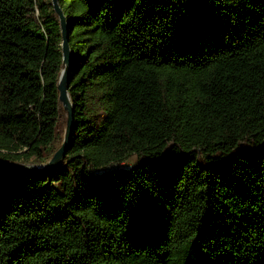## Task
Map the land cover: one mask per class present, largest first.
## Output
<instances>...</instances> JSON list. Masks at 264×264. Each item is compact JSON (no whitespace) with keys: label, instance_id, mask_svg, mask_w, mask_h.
I'll return each mask as SVG.
<instances>
[{"label":"trees","instance_id":"trees-1","mask_svg":"<svg viewBox=\"0 0 264 264\" xmlns=\"http://www.w3.org/2000/svg\"><path fill=\"white\" fill-rule=\"evenodd\" d=\"M59 5L73 140L0 167V264H264V0ZM62 42L50 0H0V161L56 152Z\"/></svg>","mask_w":264,"mask_h":264},{"label":"water","instance_id":"water-1","mask_svg":"<svg viewBox=\"0 0 264 264\" xmlns=\"http://www.w3.org/2000/svg\"><path fill=\"white\" fill-rule=\"evenodd\" d=\"M53 4L54 11L60 18L61 31H62V49H63V59H64V69L61 74L59 82V91H60V101L64 106V109L67 113V125L64 136V141L61 147L54 153L52 159L45 164H25V163H16L9 161H0V167L22 170L31 173L32 175L47 173L50 170H55L59 167L67 155V152L70 148V145L73 140L74 132V116H73V105L71 103L68 89L70 83V73L73 64L71 48L68 39V26L67 19L64 15L63 10L59 5V0H51Z\"/></svg>","mask_w":264,"mask_h":264},{"label":"rangeland","instance_id":"rangeland-1","mask_svg":"<svg viewBox=\"0 0 264 264\" xmlns=\"http://www.w3.org/2000/svg\"><path fill=\"white\" fill-rule=\"evenodd\" d=\"M64 136H65V134L62 135V139L53 147V151H57L61 147V145L64 141ZM52 157H53V154H51L48 161H50L52 159ZM136 163H137L136 155H129V156L124 157L120 162L114 164V166H109L108 168L116 167V168L128 169V168H131L132 166H134ZM32 165H34V164H32ZM108 168H105V170Z\"/></svg>","mask_w":264,"mask_h":264}]
</instances>
